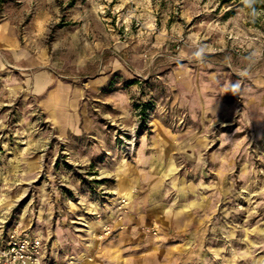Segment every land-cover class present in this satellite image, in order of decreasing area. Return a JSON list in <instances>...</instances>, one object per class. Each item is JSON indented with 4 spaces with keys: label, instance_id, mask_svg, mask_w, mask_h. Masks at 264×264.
<instances>
[{
    "label": "rangeland",
    "instance_id": "374dc122",
    "mask_svg": "<svg viewBox=\"0 0 264 264\" xmlns=\"http://www.w3.org/2000/svg\"><path fill=\"white\" fill-rule=\"evenodd\" d=\"M11 229L60 262L264 264V0H0Z\"/></svg>",
    "mask_w": 264,
    "mask_h": 264
},
{
    "label": "built area",
    "instance_id": "2783aa9c",
    "mask_svg": "<svg viewBox=\"0 0 264 264\" xmlns=\"http://www.w3.org/2000/svg\"><path fill=\"white\" fill-rule=\"evenodd\" d=\"M0 264H80L77 260L60 262L44 253L40 236L17 229L0 232Z\"/></svg>",
    "mask_w": 264,
    "mask_h": 264
},
{
    "label": "bare ground",
    "instance_id": "6f19581e",
    "mask_svg": "<svg viewBox=\"0 0 264 264\" xmlns=\"http://www.w3.org/2000/svg\"><path fill=\"white\" fill-rule=\"evenodd\" d=\"M124 195H125V197H127V198H131V192H130V191L126 192Z\"/></svg>",
    "mask_w": 264,
    "mask_h": 264
},
{
    "label": "trees",
    "instance_id": "16d2710c",
    "mask_svg": "<svg viewBox=\"0 0 264 264\" xmlns=\"http://www.w3.org/2000/svg\"><path fill=\"white\" fill-rule=\"evenodd\" d=\"M228 0H219V3L227 2Z\"/></svg>",
    "mask_w": 264,
    "mask_h": 264
}]
</instances>
